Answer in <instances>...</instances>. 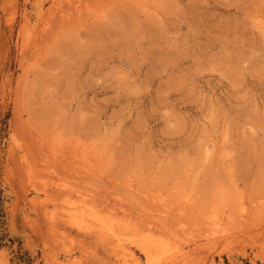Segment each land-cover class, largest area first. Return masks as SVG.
<instances>
[{
	"label": "rangeland",
	"instance_id": "1",
	"mask_svg": "<svg viewBox=\"0 0 264 264\" xmlns=\"http://www.w3.org/2000/svg\"><path fill=\"white\" fill-rule=\"evenodd\" d=\"M262 28L264 0H0V264H264Z\"/></svg>",
	"mask_w": 264,
	"mask_h": 264
},
{
	"label": "bare ground",
	"instance_id": "2",
	"mask_svg": "<svg viewBox=\"0 0 264 264\" xmlns=\"http://www.w3.org/2000/svg\"><path fill=\"white\" fill-rule=\"evenodd\" d=\"M262 26V25H261ZM263 29V28H262ZM264 30V29H263ZM134 231H138V229L137 228H134ZM144 239H139V241H137L136 243H135V245H136V249H137V252H139V256L138 255H136V253H134V252H132V254H131V258L133 259V262L135 263V264H140L141 262H140V255L141 256H144L146 259H147V261H151V259H152V251H151V248L153 247L154 248V243L155 242H151V241H147V242H145V241H143ZM150 240V239H149ZM221 256V253H218L217 254V257L218 258H221L220 257ZM210 264H216V262H215V260H214V256L212 255L211 256V261H210Z\"/></svg>",
	"mask_w": 264,
	"mask_h": 264
}]
</instances>
